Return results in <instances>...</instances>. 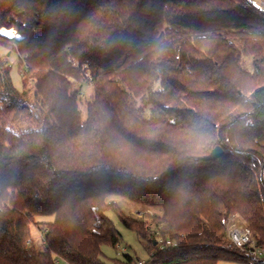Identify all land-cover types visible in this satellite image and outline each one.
Segmentation results:
<instances>
[{
	"label": "trees",
	"instance_id": "obj_1",
	"mask_svg": "<svg viewBox=\"0 0 264 264\" xmlns=\"http://www.w3.org/2000/svg\"><path fill=\"white\" fill-rule=\"evenodd\" d=\"M1 27L22 36L0 34L26 70L17 89L0 55V264H107L101 246L121 239L108 211L144 241L143 264H253L226 222L264 244V7L0 0ZM112 195L158 213L129 217Z\"/></svg>",
	"mask_w": 264,
	"mask_h": 264
},
{
	"label": "rangeland",
	"instance_id": "obj_2",
	"mask_svg": "<svg viewBox=\"0 0 264 264\" xmlns=\"http://www.w3.org/2000/svg\"><path fill=\"white\" fill-rule=\"evenodd\" d=\"M258 5L260 0H254ZM3 28V27H1ZM0 28V29H1ZM6 28V27H4ZM13 30V34H6L3 33L0 30V34L6 36V37H15L17 34V30L14 27L7 28ZM4 37L0 36V55L3 57V64L5 66H10V76L12 79V82L14 86L17 89L22 88V77L21 74L24 72L25 65L20 61L19 62V55L16 51V49H12L11 44H9ZM244 63L248 64L249 63V57L246 56L244 57ZM86 69V66L82 67V70L84 71ZM87 75H88V70ZM27 82H26V88L30 89V98L33 95L32 89L34 86V78L32 77L31 74H27ZM81 90L79 91V98H80V110L82 113V118L84 119L86 116V103L92 99L93 96V88L92 85L87 81H83L81 84ZM140 103V100H139ZM26 114V113H24ZM18 116H23V112L19 113ZM108 202H115L117 205H119L124 212L132 218H137L134 214V209L141 207V206H136L134 203L120 197V196H115L112 195L108 197L107 199ZM149 209L148 212L145 213L143 218H137V219H144V220H150L152 215L158 213L157 209ZM107 215L111 218L113 221L115 227L121 234V239L115 248L110 246L109 244H103L101 246V258L102 260L107 263V264H115L117 261H122L124 259V254L130 255L134 259V264L137 263L138 261H141L142 263H145L148 260V254L146 250L144 249V241L140 239L136 233L127 228L121 220L112 212L108 211ZM39 221H50L52 219L51 216H44V217H38L37 218ZM41 227L43 228V225L40 226H35L32 228V239L37 240L41 236ZM58 264H67L64 260L58 259ZM219 264H245L241 262H236V261H221Z\"/></svg>",
	"mask_w": 264,
	"mask_h": 264
},
{
	"label": "built area",
	"instance_id": "obj_3",
	"mask_svg": "<svg viewBox=\"0 0 264 264\" xmlns=\"http://www.w3.org/2000/svg\"><path fill=\"white\" fill-rule=\"evenodd\" d=\"M259 4L261 7H264V0H260ZM87 79L91 84L90 77L88 75ZM148 211L149 209L147 208L138 207L134 209V214L137 218H143L145 213ZM42 234L43 232L41 231V236ZM226 235L231 244L236 249L251 256L253 264H264V244L257 243L250 229L239 222L233 215L230 216L226 222ZM172 244L173 243L170 240H166V242L163 243L160 248L162 249ZM137 264L143 263L141 261H138Z\"/></svg>",
	"mask_w": 264,
	"mask_h": 264
},
{
	"label": "water",
	"instance_id": "obj_4",
	"mask_svg": "<svg viewBox=\"0 0 264 264\" xmlns=\"http://www.w3.org/2000/svg\"><path fill=\"white\" fill-rule=\"evenodd\" d=\"M17 39H21L22 36L16 34ZM224 150L220 145H216L207 155L203 156L204 160H215L223 154Z\"/></svg>",
	"mask_w": 264,
	"mask_h": 264
},
{
	"label": "bare ground",
	"instance_id": "obj_5",
	"mask_svg": "<svg viewBox=\"0 0 264 264\" xmlns=\"http://www.w3.org/2000/svg\"><path fill=\"white\" fill-rule=\"evenodd\" d=\"M0 30H1L3 33H6V34H13V30H11V29L1 28Z\"/></svg>",
	"mask_w": 264,
	"mask_h": 264
}]
</instances>
